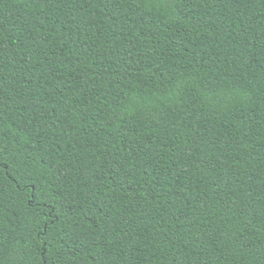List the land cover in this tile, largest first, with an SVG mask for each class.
<instances>
[{"label":"trees","instance_id":"obj_1","mask_svg":"<svg viewBox=\"0 0 264 264\" xmlns=\"http://www.w3.org/2000/svg\"><path fill=\"white\" fill-rule=\"evenodd\" d=\"M0 264H264V0H0Z\"/></svg>","mask_w":264,"mask_h":264}]
</instances>
